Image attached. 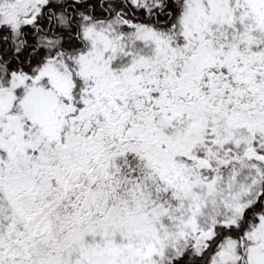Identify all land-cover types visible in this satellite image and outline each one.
<instances>
[{
    "label": "snow or ice",
    "instance_id": "obj_1",
    "mask_svg": "<svg viewBox=\"0 0 264 264\" xmlns=\"http://www.w3.org/2000/svg\"><path fill=\"white\" fill-rule=\"evenodd\" d=\"M0 264H264V0H0Z\"/></svg>",
    "mask_w": 264,
    "mask_h": 264
}]
</instances>
